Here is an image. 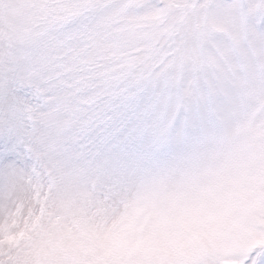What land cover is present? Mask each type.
<instances>
[{
  "label": "snow or ice",
  "instance_id": "obj_1",
  "mask_svg": "<svg viewBox=\"0 0 264 264\" xmlns=\"http://www.w3.org/2000/svg\"><path fill=\"white\" fill-rule=\"evenodd\" d=\"M0 264H264V0H0Z\"/></svg>",
  "mask_w": 264,
  "mask_h": 264
}]
</instances>
